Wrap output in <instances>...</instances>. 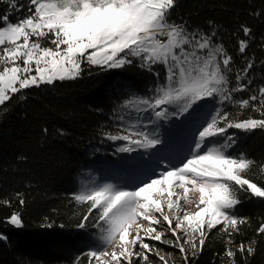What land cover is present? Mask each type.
Here are the masks:
<instances>
[{
  "label": "snow or ice",
  "instance_id": "snow-or-ice-1",
  "mask_svg": "<svg viewBox=\"0 0 264 264\" xmlns=\"http://www.w3.org/2000/svg\"><path fill=\"white\" fill-rule=\"evenodd\" d=\"M0 5L5 6L0 11V107L24 90L77 79L85 64L109 70L139 61L160 83L154 95L134 96L121 107L148 113L143 128L175 118L186 137L181 157L157 171L160 161L142 182L125 187L104 183L73 194L77 204L86 205L77 227L84 229L91 220L103 245L83 254L88 264H153L152 255L160 264H170L173 254L156 243L178 249L183 264H191L213 230L226 237L227 264H237V253L245 260L255 255L256 240L234 243L233 237L250 223L235 212L245 199L264 200V186L248 178L253 167L264 174V163L257 165L243 153L232 155L237 138L229 132L264 131V86L246 99L234 98V93L249 91L252 81H244L255 66L252 60L230 87L233 57L216 42L219 33L173 21L178 0H27L26 13L17 0H0ZM16 13L24 14L13 22ZM239 31L244 39H238L237 46L243 56L252 29L242 24ZM156 66L163 71H155ZM209 103L212 110L205 113ZM226 104L237 107L235 115L224 110ZM248 109L259 117L239 118ZM143 128L131 124L121 129L124 134L109 133L106 138L124 142L118 153L156 149L159 135ZM19 204L25 200L20 198ZM5 223L16 229L24 226L18 212ZM255 234L264 238V220ZM7 239L0 234V241Z\"/></svg>",
  "mask_w": 264,
  "mask_h": 264
},
{
  "label": "trees",
  "instance_id": "trees-1",
  "mask_svg": "<svg viewBox=\"0 0 264 264\" xmlns=\"http://www.w3.org/2000/svg\"><path fill=\"white\" fill-rule=\"evenodd\" d=\"M17 2L25 5L26 13L27 0ZM4 7L0 5V11ZM256 12L264 13V0H178L171 16L190 29L219 33L216 42L223 43L233 57L228 74L230 87L235 85V76L246 62H254L244 81H252L249 91L234 93L236 100L246 99L264 86V15H253ZM24 13H16L11 19L15 22ZM242 24L252 29L243 56L237 46V40L244 39L239 31ZM154 70L163 71L161 66ZM158 83L153 73L140 67L139 61L109 70L85 64L77 79L24 90L0 107V201H11L9 205L0 204V234L8 238L0 241V264H75L78 258L80 264H88L83 254L101 245L100 233L91 220L86 228L77 227L86 205L77 204L72 196L98 186L102 172L117 173L127 168L130 153L116 152L124 142L108 140L106 134H124L123 127L140 126V119L149 114L121 105L134 96L154 95ZM212 107L209 103L205 113ZM224 110L234 115L238 111L233 104H226ZM249 115L259 117V113L248 109L239 118ZM174 121L177 120L172 118L166 123L172 125ZM229 132L237 138L232 155L243 153L257 165L264 163V131ZM248 178L264 186V174L258 167L250 170ZM20 198L25 200L23 206ZM13 212L20 214L23 228L5 223ZM235 214L247 217L250 223L241 227L233 237L234 243L257 241L255 255L245 260L237 253V264H264V238L255 234L264 220V200L245 199ZM225 239L213 230L203 252L198 258H191V264H227L223 257ZM156 246L172 253L174 264H183L178 249L159 243ZM150 259L153 264H160L156 256Z\"/></svg>",
  "mask_w": 264,
  "mask_h": 264
},
{
  "label": "rangeland",
  "instance_id": "rangeland-1",
  "mask_svg": "<svg viewBox=\"0 0 264 264\" xmlns=\"http://www.w3.org/2000/svg\"><path fill=\"white\" fill-rule=\"evenodd\" d=\"M147 117L148 115L140 119L142 128L148 124ZM178 123V121H174V124L168 125L166 121L161 120L155 125L149 124L147 128H143V130L159 135L161 144L148 152L140 150L130 153L131 162L127 168L118 170L117 173L102 172L97 179L98 185L111 183L118 187H125L138 184L159 165L160 161V168L157 171L162 169L167 161L178 160L187 148L186 137L182 134L183 130L176 126ZM189 207L190 209L194 208V206ZM102 247L101 244L98 248Z\"/></svg>",
  "mask_w": 264,
  "mask_h": 264
}]
</instances>
